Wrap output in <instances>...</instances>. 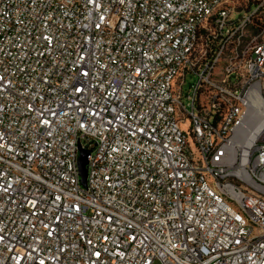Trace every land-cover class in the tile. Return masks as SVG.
I'll return each mask as SVG.
<instances>
[{
	"label": "built area",
	"instance_id": "built-area-1",
	"mask_svg": "<svg viewBox=\"0 0 264 264\" xmlns=\"http://www.w3.org/2000/svg\"><path fill=\"white\" fill-rule=\"evenodd\" d=\"M0 264H264V0H0Z\"/></svg>",
	"mask_w": 264,
	"mask_h": 264
},
{
	"label": "water",
	"instance_id": "water-1",
	"mask_svg": "<svg viewBox=\"0 0 264 264\" xmlns=\"http://www.w3.org/2000/svg\"><path fill=\"white\" fill-rule=\"evenodd\" d=\"M86 155L87 153L83 150H79V157H78V171H79V175H80V182L81 185L84 186L85 185V178H86Z\"/></svg>",
	"mask_w": 264,
	"mask_h": 264
}]
</instances>
